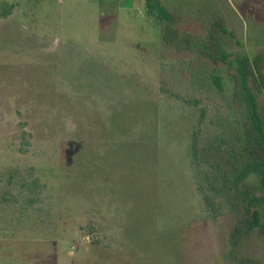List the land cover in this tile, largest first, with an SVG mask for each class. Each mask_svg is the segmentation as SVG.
Wrapping results in <instances>:
<instances>
[{"label":"rangeland","instance_id":"rangeland-1","mask_svg":"<svg viewBox=\"0 0 264 264\" xmlns=\"http://www.w3.org/2000/svg\"><path fill=\"white\" fill-rule=\"evenodd\" d=\"M157 1L182 31L202 38L221 17L237 54L264 49V0ZM1 4L0 264H109L139 256L147 237L150 261L120 264H226L232 217L221 199L215 217L203 212L187 151L224 116L231 85L210 92L215 70L197 39L189 51L167 47L145 0ZM112 110L130 121L114 139L100 131ZM29 173L40 181L32 196L7 187ZM246 250L264 260V239Z\"/></svg>","mask_w":264,"mask_h":264},{"label":"trees","instance_id":"trees-1","mask_svg":"<svg viewBox=\"0 0 264 264\" xmlns=\"http://www.w3.org/2000/svg\"><path fill=\"white\" fill-rule=\"evenodd\" d=\"M145 1L148 12L160 11L158 20L162 24L161 37L167 47L177 52L189 51L197 39L200 61L210 64L215 70L210 75L218 90L214 92L211 88L210 92L222 93L224 81L231 85L226 113L218 118L222 120L223 126L217 124L218 119L216 122L211 120L206 125L207 138L200 141L196 135L192 136L187 155L200 171V175L196 176L199 179L197 189L202 198L200 203L203 212L209 217H215L216 213L211 207L212 200L221 199L232 217L226 231L227 251L223 255L224 262L264 264V260L246 250V245L252 239H264V105L259 101L264 92V49L257 47L251 55L244 51L237 54L235 43L230 36H226V22L223 18L215 17L210 20L202 38H198L191 30L182 31L172 19L166 18L161 13L159 1ZM0 10L4 11L0 13L1 16L10 12V8H6L4 4L0 5ZM236 47H239L237 43ZM228 50H235V55L231 57ZM184 61L187 62L186 59ZM220 69L223 70L224 80L219 82L215 78ZM120 117L122 116L112 110L105 129L101 127L100 131H106L112 139L113 132L119 136L125 133L130 121H124ZM31 181L30 173L22 174L19 175L18 186L10 178L7 187L13 186L20 196L28 198L34 194L36 186H40L37 179L33 184ZM150 240L147 237L138 241L137 248L141 249L139 256H116L113 263L108 261L109 264L125 263L128 259L140 262L144 260V256L150 261L154 250ZM100 248H105V245L102 244ZM103 260L99 263H103Z\"/></svg>","mask_w":264,"mask_h":264}]
</instances>
